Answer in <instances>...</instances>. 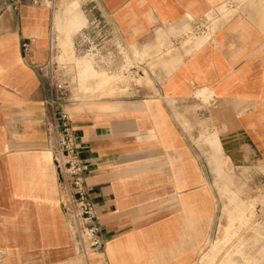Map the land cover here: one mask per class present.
<instances>
[{
    "label": "crops",
    "instance_id": "obj_1",
    "mask_svg": "<svg viewBox=\"0 0 264 264\" xmlns=\"http://www.w3.org/2000/svg\"><path fill=\"white\" fill-rule=\"evenodd\" d=\"M34 1L0 0V260L86 264L61 207L50 134L57 112L37 69L49 57L54 12ZM97 2L127 50L157 56L163 70L150 71L154 91L103 101L111 106L63 104L107 238L88 261L197 264L215 210L206 137L217 133L235 164H264V0ZM23 40H32L27 57ZM195 105L196 115L185 111Z\"/></svg>",
    "mask_w": 264,
    "mask_h": 264
},
{
    "label": "rangeland",
    "instance_id": "obj_2",
    "mask_svg": "<svg viewBox=\"0 0 264 264\" xmlns=\"http://www.w3.org/2000/svg\"><path fill=\"white\" fill-rule=\"evenodd\" d=\"M35 1L48 8L51 17L54 12L50 32L58 58L71 63L67 72L79 91L76 110H93L99 104L111 106L112 103L103 101L131 96L132 90H155L151 72L156 76L157 71L163 70L157 56L127 50L97 0ZM214 24L215 19H210L207 26ZM205 25L192 26L190 33L202 31ZM83 31L90 36L79 48ZM96 45L98 51H92ZM148 61L150 69L143 65ZM196 107L185 111L196 115L199 111ZM206 142L215 159V166L209 163L210 177L206 180L213 193L215 210L211 230L199 246L197 264H264V164L233 163L223 154L217 133L206 137ZM201 151L206 157L210 148L203 145ZM77 261L80 263V259Z\"/></svg>",
    "mask_w": 264,
    "mask_h": 264
},
{
    "label": "built area",
    "instance_id": "obj_3",
    "mask_svg": "<svg viewBox=\"0 0 264 264\" xmlns=\"http://www.w3.org/2000/svg\"><path fill=\"white\" fill-rule=\"evenodd\" d=\"M82 34V40H78L79 48H82L85 39L90 36L86 31ZM97 47L98 45L92 47V51H98ZM99 47L103 49L104 46ZM21 48L23 55L29 56L32 52V40H23ZM92 54L96 55L94 52ZM70 64L58 58L51 36L48 60L38 65L37 69L46 78L50 102L57 112L50 126V134L54 138L52 154L58 169L61 207L74 238L77 254L86 264H90V255L102 252L106 248L107 238L98 220L96 204L86 181L88 164L81 156L71 115L63 108V104L79 101V91L74 86L72 75L67 72Z\"/></svg>",
    "mask_w": 264,
    "mask_h": 264
}]
</instances>
